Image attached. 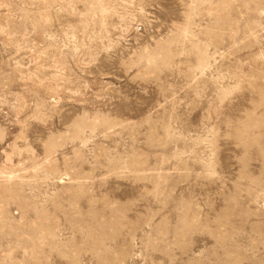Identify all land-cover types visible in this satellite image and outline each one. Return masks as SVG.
I'll list each match as a JSON object with an SVG mask.
<instances>
[{"label": "rangeland", "instance_id": "obj_1", "mask_svg": "<svg viewBox=\"0 0 264 264\" xmlns=\"http://www.w3.org/2000/svg\"><path fill=\"white\" fill-rule=\"evenodd\" d=\"M0 264H264V0H0Z\"/></svg>", "mask_w": 264, "mask_h": 264}]
</instances>
